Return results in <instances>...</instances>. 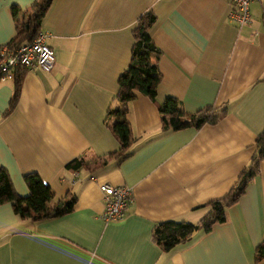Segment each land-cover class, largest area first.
<instances>
[{
  "label": "crops",
  "instance_id": "1",
  "mask_svg": "<svg viewBox=\"0 0 264 264\" xmlns=\"http://www.w3.org/2000/svg\"><path fill=\"white\" fill-rule=\"evenodd\" d=\"M39 0H0V47ZM230 0H52L39 30L55 58L51 73L22 70L0 81V167L15 192L27 197L24 176L36 174L53 197L49 210L72 197L73 210L33 222L11 204L0 205V264H264V159L225 221L164 251L154 227L168 221L197 224L206 205L223 198L256 152L264 130V0L250 4V21L230 20ZM151 11L149 35L161 52L156 102L139 94L127 105L129 152L119 143L107 111L128 67L132 30ZM175 99L185 115L227 108L216 125L165 131L157 105ZM82 160L78 169L68 168ZM130 191L122 220L104 222L99 186Z\"/></svg>",
  "mask_w": 264,
  "mask_h": 264
},
{
  "label": "trees",
  "instance_id": "2",
  "mask_svg": "<svg viewBox=\"0 0 264 264\" xmlns=\"http://www.w3.org/2000/svg\"><path fill=\"white\" fill-rule=\"evenodd\" d=\"M52 0H39L33 6L31 14L19 20V10L12 8L11 15L15 21V36L8 43L11 49H17L31 42L40 32V21L45 16ZM155 15L149 11L143 14L132 30L133 46L128 67L122 72L117 81L115 101L119 106L107 111V117H114L115 121L111 131L119 143V150L114 153L121 159L132 155L129 147L132 143V133L126 119L127 105L136 99L139 94L156 102L157 89L161 82L157 63L161 52L153 44L149 32L155 23ZM24 69L15 71L14 93L10 101L12 108L20 94V78ZM161 117V126L165 131H180L184 129L198 130L204 125H216L227 114V108L207 107L193 115H185L178 102L169 97L157 105ZM256 152L250 164L242 171L239 179L232 189L221 199L214 200L206 205L207 213L197 223L168 221L154 227L153 238L155 243L164 251H170L178 245L191 240L193 233L211 231L216 224L225 221L226 209L235 204L244 193L249 182L256 176L259 164L264 159V130L255 141ZM83 161L74 160L67 165L68 168L78 169ZM25 184L29 190L27 197H20L14 190L8 172L0 167V205L11 204L13 211L20 218H30L33 222L50 220L61 217L73 210L76 199L72 197L63 203L62 207L49 210L48 202L53 194L48 185H45L36 174L24 176ZM264 258V241L256 248L255 262L259 263Z\"/></svg>",
  "mask_w": 264,
  "mask_h": 264
},
{
  "label": "built area",
  "instance_id": "3",
  "mask_svg": "<svg viewBox=\"0 0 264 264\" xmlns=\"http://www.w3.org/2000/svg\"><path fill=\"white\" fill-rule=\"evenodd\" d=\"M235 10L230 14V20L238 27L249 23L250 4L260 0H230ZM47 34L39 32L35 38L17 49L9 45L0 47V81L13 80L16 70L39 69L43 73H51L54 69L55 58L53 51L47 45ZM103 196L104 208L101 219L104 222L120 221L130 204V191L124 187H114L108 184L99 186Z\"/></svg>",
  "mask_w": 264,
  "mask_h": 264
}]
</instances>
